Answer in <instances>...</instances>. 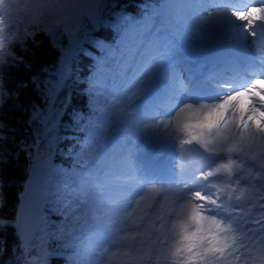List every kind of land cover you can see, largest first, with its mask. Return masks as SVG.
Here are the masks:
<instances>
[{"label": "snow or ice", "instance_id": "snow-or-ice-1", "mask_svg": "<svg viewBox=\"0 0 264 264\" xmlns=\"http://www.w3.org/2000/svg\"><path fill=\"white\" fill-rule=\"evenodd\" d=\"M23 11L26 16L27 27H17L12 23L11 9L19 7L11 0H0V106H3L5 90L3 85L2 69L6 63V58L13 63H23L15 57L9 50L13 43L32 38L36 35L35 29L39 26L41 18L46 14H53L55 22L48 26V31L53 28L76 27L80 32L87 33L85 20L90 21L89 27L95 28L104 23L100 19L102 8H112L119 5L116 0H111L110 4L103 0H21ZM248 4H259V7L248 6ZM248 4L237 2V0H189L180 5H167V8L180 7L189 13L188 22L196 29L219 28L230 33L236 41L238 48L248 45L256 46V41L251 37H256L257 32L254 26H259L261 36H264V0H248ZM211 8L213 11L208 12ZM207 15L200 17V13ZM118 20L127 25V29L142 31L138 22L132 21L123 13H115ZM151 18H148L150 21ZM126 31L121 43L127 39ZM79 48V41L76 42ZM102 51L108 53L109 57H114L112 47L101 41L89 40ZM86 55L85 49L79 48ZM261 58L258 64H249L247 69L251 79L246 83L234 84L216 82L213 78L215 93L201 92L192 84H186L178 77L174 78L171 92L168 96L167 111L158 115L168 116L170 119L164 124L168 138L177 139L181 145L193 146L192 151L200 154L205 162L198 168L193 169L191 175L170 181V183L182 185L175 193V199L171 202L174 207L166 208L165 205L156 202L146 208L137 210L132 208L128 202L123 212L119 207H109V212L117 214L120 222L130 230H134L137 237H147L152 244L166 243L170 239V234L176 237L174 243L167 248L164 253V261L169 257L173 264H221L222 259H228L237 252L247 249L244 241L255 244L259 237L260 247L255 251L260 264H264V204H260L262 210L258 213V218H251V209L245 210L244 205L254 197L264 199V143L260 146V151L245 150L243 147L247 140H255L259 134L261 141H264V47L260 48ZM141 57L135 64H127L121 57L120 63L116 64L118 72H109L113 78L114 86L116 78L119 84L125 88L126 94L131 93L132 97L142 94L151 79L153 71V57L150 50L137 51ZM106 60H98L99 72L105 69L102 65ZM70 72L68 59L61 64L58 70L56 87L68 77ZM259 75L261 78H252ZM130 77V78H129ZM36 85L35 79L32 81ZM21 88L26 85L21 84ZM95 84L90 83L89 94ZM223 89V92L219 90ZM11 97V93L8 94ZM202 101H208L202 103ZM182 105V106H181ZM198 105V106H197ZM65 114L67 108L71 107V98L65 100ZM59 112V109H57ZM175 117L172 118V113ZM74 122L82 123L85 116L82 112L73 113ZM155 117H153L154 119ZM92 125L86 139L82 142L81 152L77 157V165L83 168L89 162L99 163L107 166L105 154L101 152L102 125L95 123L93 119H88L86 124H82L81 130ZM5 125L0 124V141L7 137L2 134ZM149 128H159V124L148 125ZM239 133V138L233 133ZM247 132V136L245 135ZM54 143V142H53ZM30 145H21V151L30 153ZM49 152L52 151V143L49 144ZM202 150V151H201ZM30 158L33 160L30 169L29 181L25 185V192L21 197V205L14 222L7 218H0V229L15 227L17 236L22 241V246L26 252L31 254L33 240L26 233L24 225L25 205L32 202L38 208L42 200L54 193L51 191L44 173L50 171L55 166L51 163V158L42 161L39 155ZM224 161V162H221ZM7 161L0 157V163ZM211 169V170H206ZM181 171H183L181 169ZM75 174V168L73 169ZM108 174H106L107 176ZM39 181V191H34V184ZM151 182V181H145ZM245 184L250 191L246 197L245 190L232 185ZM3 182L0 181V189ZM239 193V195H237ZM93 195V189L82 187L80 191L81 199L72 207L69 202V215L73 216V227H82L79 224V217L75 215L80 210L82 204L87 205ZM246 197V198H245ZM4 198L0 191V208L4 206ZM115 204V201H113ZM139 203V202H138ZM255 206V203H253ZM139 211V215L137 212ZM107 215V213H105ZM100 220V217H94ZM7 221V222H6ZM116 221H111L104 225L105 231H113L112 238L106 239L101 231H98L96 246L100 249V257L109 252L104 244L113 245L119 240L130 237H120L116 239L120 229H112L111 225ZM239 233V235H238ZM155 236V240L151 238ZM143 243V240L141 241ZM3 241H0V254L3 253ZM153 250H137L132 258V264H145L149 261ZM54 253L42 252L41 258H35L32 264H47L46 257ZM240 259L241 257H236ZM156 264H160L157 258Z\"/></svg>", "mask_w": 264, "mask_h": 264}, {"label": "trees", "instance_id": "trees-1", "mask_svg": "<svg viewBox=\"0 0 264 264\" xmlns=\"http://www.w3.org/2000/svg\"><path fill=\"white\" fill-rule=\"evenodd\" d=\"M104 3L110 4L111 0H106ZM108 9L110 7L101 9L100 19L102 21V16ZM54 22V17L41 20L35 29V43L32 42V38L13 43L10 50L23 63L16 64L7 58L2 69L5 96L3 106H0V124L5 125L2 134L7 139L0 141V157L7 162L0 163V181L3 182V188L0 191L5 201L4 206L0 208V218H7L13 222L17 213L19 194L29 177V168L32 164L30 155L32 157L34 154L31 152L32 148H30V153L21 151V145L33 146L37 139L45 133V128L39 122L29 123L31 115L36 112L37 107L45 106L49 98L52 99L56 108H63L64 98L68 93L70 95L72 93L70 108L75 111H84L87 107L86 84L89 69L96 64L103 52L95 44L89 43V40L107 44L106 41L109 38L108 30L101 27L103 23L97 25L98 29L96 27L93 29L86 22V35L76 27H71V34L76 35L75 45L72 46L75 54L72 56L71 75L66 80L60 95L50 97L42 87L43 80L48 77L46 70L56 65L62 52L70 47V41L64 34V28L47 30L48 26ZM27 28L31 29L32 26L29 25ZM77 41H79V48L85 49L88 55L79 50ZM34 79L37 82L36 85L32 83ZM21 84L26 87L21 88ZM42 146L44 148L45 143ZM65 162L69 163L67 160ZM54 174V185L62 186L69 180V175L63 168L57 169ZM0 241H3L0 264H14L12 261L18 264L23 252L15 227L0 229ZM18 252H20L19 255Z\"/></svg>", "mask_w": 264, "mask_h": 264}, {"label": "rangeland", "instance_id": "rangeland-1", "mask_svg": "<svg viewBox=\"0 0 264 264\" xmlns=\"http://www.w3.org/2000/svg\"><path fill=\"white\" fill-rule=\"evenodd\" d=\"M54 124L55 123H53L51 125V127H54ZM51 129H53V128H51ZM50 178H51V176H50ZM51 200L52 199H50V201ZM112 217H113L114 221L117 222V229H120V231L118 233V237H117V240H118L122 236V233L124 234L127 231L126 230L127 228L125 227L124 224H122L119 221V217L117 214L113 213ZM252 218L253 219L258 218V213L256 212V214ZM111 228L113 230L116 229V225L113 224L111 226ZM133 233L135 234L134 231L130 232L131 239H132ZM238 235H239V233H238ZM112 236H113V231H110L108 237L112 238ZM128 239L129 240H127V241L119 240V243H117V245L112 244V246L107 247L109 249V252L106 253L103 257L95 259L93 261V263L91 262L90 264H110L113 261H116L117 263L124 264L126 261H128L132 256H134L136 254V251L138 249L143 250L142 248H144V251H147L149 248H147L146 246H148L151 243V241H148L149 243H147L146 245L141 243L142 240L147 241L146 237H138L135 240H130V238H128ZM175 239H176V237L174 235L170 234V239L165 243L166 247H165L164 251H167V247L172 245L174 243ZM245 241H247V240H245ZM74 242H75V245L73 247V251H72L71 255H68L67 260L63 264H79L78 262H79V256H80L81 242L79 241V238H74ZM256 242H259V237H257ZM135 245H139V247H137L136 250H134L135 251L134 252V251L130 250V247H133ZM43 246H44V248H43V250L41 249V254H42V252L48 253V244H47V246H45V244ZM48 256L46 257L47 261H48V259H47Z\"/></svg>", "mask_w": 264, "mask_h": 264}, {"label": "bare ground", "instance_id": "bare-ground-1", "mask_svg": "<svg viewBox=\"0 0 264 264\" xmlns=\"http://www.w3.org/2000/svg\"><path fill=\"white\" fill-rule=\"evenodd\" d=\"M263 143H264V141H263ZM149 187H152V185H149ZM153 192L150 190V189H146L145 190V193H142L138 198L139 199H141L142 200V202H145V201H152V199H153ZM149 204V203H148ZM136 202H134V204H133V206H132V208H136ZM172 207H174V206H172ZM146 208V207H145Z\"/></svg>", "mask_w": 264, "mask_h": 264}, {"label": "water", "instance_id": "water-1", "mask_svg": "<svg viewBox=\"0 0 264 264\" xmlns=\"http://www.w3.org/2000/svg\"><path fill=\"white\" fill-rule=\"evenodd\" d=\"M39 187L40 185L39 184H34V191H39ZM36 207H34L33 203L32 202H29L25 205V209H24V212H25V216L24 218L27 216L28 213H33L34 211H36Z\"/></svg>", "mask_w": 264, "mask_h": 264}, {"label": "clouds", "instance_id": "clouds-1", "mask_svg": "<svg viewBox=\"0 0 264 264\" xmlns=\"http://www.w3.org/2000/svg\"><path fill=\"white\" fill-rule=\"evenodd\" d=\"M22 7H23V4H22ZM51 17H53V14H46V15H44L42 18H41V20H47V19H49V18H51ZM27 19V18H26Z\"/></svg>", "mask_w": 264, "mask_h": 264}]
</instances>
